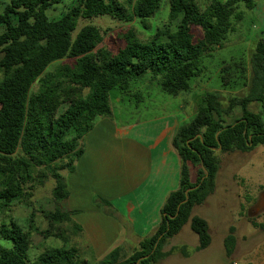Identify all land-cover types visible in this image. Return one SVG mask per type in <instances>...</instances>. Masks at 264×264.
I'll use <instances>...</instances> for the list:
<instances>
[{
  "label": "trees",
  "instance_id": "1",
  "mask_svg": "<svg viewBox=\"0 0 264 264\" xmlns=\"http://www.w3.org/2000/svg\"><path fill=\"white\" fill-rule=\"evenodd\" d=\"M62 1L10 0L0 13L4 28L0 34V214L13 202L32 197L36 187L50 178L54 180L55 206L46 215L47 231L40 232L33 218L27 231L14 222L0 226V238L12 244L11 248L0 245V264H81L74 246L53 247L32 257L31 242L33 234L40 232L45 239L54 236L69 244L68 227L81 231L65 209L69 190L62 171L74 170L84 153V137L97 118L112 116L110 93L116 88L127 93L131 82L149 74L167 95L190 92L203 58L231 30L235 6H255L254 0H209L201 9L195 0H169L164 29H157L147 39L139 38L133 28L123 30L118 37L123 44L112 50L100 47L104 33L98 26L89 24L78 30L79 21L138 20L148 27L163 0H73L68 11L50 18L49 9ZM228 69L226 66L223 71ZM225 72L222 81L227 84L231 74ZM249 72L245 95L224 104L220 92H206L191 121L175 134L173 146L182 162L181 181L162 207L159 226L127 258L116 249L97 264H136L146 256L140 264H156L170 255L163 251L164 245L189 221L199 238L198 251L211 244L207 222L191 218V213L214 191L218 149L222 153L250 152L264 144L262 116L250 109L255 103L264 107V41L253 48ZM35 83L39 87L32 91ZM63 106L64 111L58 114ZM237 108L240 118L226 124L225 116L231 117ZM65 159L66 164L56 165ZM206 173L208 177L201 182ZM198 185L181 205L185 192ZM232 233L231 229L225 239L227 257L235 246Z\"/></svg>",
  "mask_w": 264,
  "mask_h": 264
},
{
  "label": "rangeland",
  "instance_id": "2",
  "mask_svg": "<svg viewBox=\"0 0 264 264\" xmlns=\"http://www.w3.org/2000/svg\"><path fill=\"white\" fill-rule=\"evenodd\" d=\"M10 0H0V13H2ZM204 9L209 0H195ZM255 6L247 8L243 3L235 6V12L230 20L231 30L226 35L220 45L215 46L206 55L201 64V71L191 80V91L180 94L178 97L165 95L156 81L151 80V75H147L137 81L131 82L127 93L120 88L114 89L110 93V104L112 118L119 124L131 123L137 119H145L154 116L163 110L173 111L180 104L181 100L190 108V113L195 114L196 107L206 92L217 91L222 94L224 104L234 96H243L248 91L250 59L254 46L258 41H264V0H254ZM73 5V0H63L62 3L53 6L48 11V16L52 19L68 11ZM169 0H163L160 11L148 21V27L138 21L123 23L109 18H98L94 20L79 21L78 30L85 25L98 26L104 33V42L112 50H117L118 45H122V40L118 39L119 33L128 28H133L139 38L147 39L154 34L157 29H164L168 24ZM4 28L0 26V34ZM2 55H0V58ZM62 62L53 63L47 71L54 70ZM229 67L225 72L223 69ZM231 74L230 82L224 84L222 76ZM39 85L35 83L32 91H37ZM164 95H163V94ZM163 97L162 106H146L147 101H158ZM120 100V101H119ZM140 101H145L137 108ZM65 106L61 107L58 114H61ZM250 109L259 113L264 119V107L259 104H252ZM194 116V115H193ZM240 109H235L234 115L226 117V124H232L236 118H240ZM220 159V171L218 172V182L220 187L211 195L203 205L196 206L193 215L203 217L212 227L213 248L207 253L201 252L197 255L194 248L199 244L196 234L191 231L190 223L185 225L183 230L169 241L170 246H187L191 250L190 260H184L174 255L169 262L159 264H225V252L223 249V236L227 235L231 227H234L238 234L239 242L244 243L247 239V231L264 232V145L257 146L250 152L235 151L222 153L217 151ZM67 159L58 162L57 166L67 163ZM198 170V169H197ZM68 170H63L65 172ZM231 175L233 177H231ZM232 185L230 186V182ZM54 180L48 179L44 185L37 186L32 197H26L22 201H15L9 208L0 214V226L3 223L14 222L27 231L28 225L33 218V225L40 232L49 229L46 215L54 211V201L52 190ZM99 198L95 199L98 203ZM258 224V227L252 225ZM67 227H65L66 229ZM65 235L70 238L69 244L62 239L50 236L44 238L39 233H34L30 254L36 257L47 249L62 248L79 245L77 236L73 228H69ZM0 245L11 248L9 241L0 238ZM166 248V247H165ZM264 251V242L263 247ZM83 250V248H82ZM81 252V251H80ZM132 252L129 253L131 255ZM79 255V254H78ZM128 255V256H129ZM81 257H86L81 254ZM127 256V257H128ZM81 261V259L79 258ZM237 260L226 259V264H234ZM247 259H241L240 264H246Z\"/></svg>",
  "mask_w": 264,
  "mask_h": 264
},
{
  "label": "crops",
  "instance_id": "3",
  "mask_svg": "<svg viewBox=\"0 0 264 264\" xmlns=\"http://www.w3.org/2000/svg\"><path fill=\"white\" fill-rule=\"evenodd\" d=\"M144 102L140 101L137 108ZM147 102L153 105L145 104L144 111L149 109L146 106H162L163 97ZM190 111L181 100L173 111L163 110L131 123L119 124L112 118L113 113L110 117L97 118L94 128L84 137V153L75 162L74 170L63 173L69 190L65 209L71 212L72 221L81 228L77 233L80 244L75 246L81 264H97L116 249L121 251L122 258H127L138 248L140 241L159 226L164 203L180 186L182 162L173 139L178 129L193 118ZM220 165L221 162L218 172ZM218 172L214 191L206 200L220 187ZM191 179H194L192 175ZM96 198H99L98 203ZM194 208L191 218L200 217L193 215ZM200 218L208 224L211 244L201 251L197 249L198 244L194 248L197 255L210 253L213 248L212 227L204 215ZM188 223L191 227V222ZM250 227L244 243L239 242L234 227L223 236L225 264L227 258L237 260V264L241 259H247L246 264H264V232ZM231 229L235 246L232 255L227 257L225 239ZM171 239L163 248L170 255L156 264L169 262L176 254L190 260L191 250L186 245L170 246ZM80 253L86 257H81Z\"/></svg>",
  "mask_w": 264,
  "mask_h": 264
},
{
  "label": "water",
  "instance_id": "4",
  "mask_svg": "<svg viewBox=\"0 0 264 264\" xmlns=\"http://www.w3.org/2000/svg\"><path fill=\"white\" fill-rule=\"evenodd\" d=\"M251 139H252V138H251V136H250V137L248 138V142H249L250 145L252 144ZM219 150H220V149H218V151H219ZM207 177H208V174L206 173L205 177L202 178L201 182L204 181L205 178H207ZM199 186H200V185H198V186H196V187H193V188H190V189H188V190L185 192L186 198H185V200L181 203V205H182L183 203H186V202L188 201V199H189L188 194H189L191 191L196 190ZM179 208H180V206L178 207V210H179ZM171 218H173V217H171ZM161 237H162V236H161ZM161 237L159 238L158 242L160 241ZM158 242H157V244L155 245V248L157 247ZM147 258H148V256H146V257H144V258H141L136 264H140L141 261H143L144 259H147Z\"/></svg>",
  "mask_w": 264,
  "mask_h": 264
},
{
  "label": "built area",
  "instance_id": "5",
  "mask_svg": "<svg viewBox=\"0 0 264 264\" xmlns=\"http://www.w3.org/2000/svg\"><path fill=\"white\" fill-rule=\"evenodd\" d=\"M234 264H237V263H234Z\"/></svg>",
  "mask_w": 264,
  "mask_h": 264
}]
</instances>
